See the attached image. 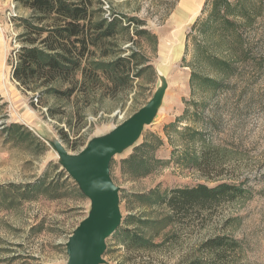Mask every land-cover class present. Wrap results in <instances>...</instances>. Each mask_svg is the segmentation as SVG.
I'll return each instance as SVG.
<instances>
[{
	"label": "rangeland",
	"instance_id": "obj_1",
	"mask_svg": "<svg viewBox=\"0 0 264 264\" xmlns=\"http://www.w3.org/2000/svg\"><path fill=\"white\" fill-rule=\"evenodd\" d=\"M92 1L95 23L122 22L93 58L110 62L133 51L138 58L130 82L118 90L90 81L68 99L49 93L42 82L28 88L14 79L16 53L24 46L20 20L32 12L16 0H0V264L68 262L67 241L91 203L48 140H60L71 154L81 152L145 107L164 77L168 89L156 121L111 162L120 188L119 231L129 228L157 246L132 251L118 232L107 241L105 261L188 264V257L204 256L198 252L203 242L227 236L240 248L215 264H264V0L219 2L224 20L216 19L217 28L209 18L213 0ZM192 5L199 11L190 12ZM206 22L212 28L204 31ZM204 151L211 165L201 168ZM136 153L151 164L149 175L133 176L122 164ZM37 182L41 188L33 189ZM223 183L245 195L173 225L164 221L169 210L131 197ZM130 215L135 218L127 221Z\"/></svg>",
	"mask_w": 264,
	"mask_h": 264
},
{
	"label": "trees",
	"instance_id": "obj_2",
	"mask_svg": "<svg viewBox=\"0 0 264 264\" xmlns=\"http://www.w3.org/2000/svg\"><path fill=\"white\" fill-rule=\"evenodd\" d=\"M221 1L227 0H213L215 12L209 16L215 28L216 19L224 20L218 6ZM16 3L32 12L30 18L20 20L25 33L21 34L19 39L24 46L16 53L17 63L13 71L14 79L19 84L29 88L42 82L40 87L43 86L49 93L70 99L79 90L87 89L90 81H93V84H103L105 81L108 84L106 87L111 86L117 90L126 81L130 82L132 65L138 58L136 52L133 51L128 58L117 56V60L110 62L100 63L93 58L95 50L102 48L105 39L117 36L122 22L116 18L111 22L101 19L95 23L92 0H16ZM197 26L195 25L193 29ZM210 28L212 26L208 22L203 25L204 31ZM147 34L148 32L137 30V35ZM78 72L82 74V80L77 79ZM193 77L195 78L194 75ZM62 83L68 84L67 89L62 90L58 87V84ZM199 162L201 168L211 165L206 151L202 153ZM122 164L130 168V174L133 176H147L151 172V164L137 153L122 161ZM31 187L39 189L41 183L32 184ZM153 194L156 195L155 198L152 194L150 196L137 194L131 197L141 199L143 202L149 199L150 203L153 201L154 205L169 210V217L164 221H169L173 225L180 223V218L190 217L196 211L198 213L212 211L223 204L234 202L242 198L245 191L234 184L223 183L214 188L204 184L194 188H177L170 190L166 196H161L157 192ZM134 218L130 215L127 221ZM118 232L122 234L123 242L132 251L149 250L157 246L145 235L142 236L129 228L123 227L116 233ZM240 245V242L233 238L215 236L200 245L198 252L204 256L188 257L186 261L188 264H215L223 260L225 253L236 251Z\"/></svg>",
	"mask_w": 264,
	"mask_h": 264
},
{
	"label": "water",
	"instance_id": "obj_3",
	"mask_svg": "<svg viewBox=\"0 0 264 264\" xmlns=\"http://www.w3.org/2000/svg\"><path fill=\"white\" fill-rule=\"evenodd\" d=\"M167 81L148 104L102 137L90 140L81 152L71 154L59 140H48L58 155V163L77 182L90 200V213L80 222L67 241L66 264H107L104 254L107 241L122 226L120 188L111 177L112 160L136 145L145 127L152 125L164 105Z\"/></svg>",
	"mask_w": 264,
	"mask_h": 264
},
{
	"label": "crops",
	"instance_id": "obj_4",
	"mask_svg": "<svg viewBox=\"0 0 264 264\" xmlns=\"http://www.w3.org/2000/svg\"><path fill=\"white\" fill-rule=\"evenodd\" d=\"M189 11L190 12H198L199 11V9H197V7H196V5H192L190 8H189ZM3 58H4V54H3V51H2V46H1V43H0V63H2V61L1 60H3Z\"/></svg>",
	"mask_w": 264,
	"mask_h": 264
}]
</instances>
